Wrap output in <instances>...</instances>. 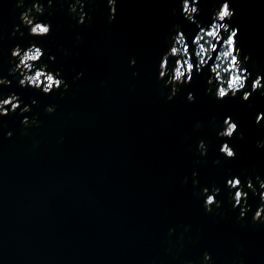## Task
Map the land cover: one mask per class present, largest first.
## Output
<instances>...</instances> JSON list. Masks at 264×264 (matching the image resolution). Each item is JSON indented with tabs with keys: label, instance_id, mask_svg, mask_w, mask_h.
<instances>
[{
	"label": "water",
	"instance_id": "1",
	"mask_svg": "<svg viewBox=\"0 0 264 264\" xmlns=\"http://www.w3.org/2000/svg\"><path fill=\"white\" fill-rule=\"evenodd\" d=\"M71 2L53 0L49 7L41 0L44 13L33 15L52 27L38 38L19 21L33 0H24L23 8L17 0H0V76L12 80L0 85V94L16 92L29 104L36 99L23 115L39 120L25 128L18 109L0 117V264H200L204 250L214 264L241 258L264 264V223L251 219L258 193L244 188L251 210L237 219L240 206L232 208L224 186L231 175L242 183L250 176L255 184L257 174L264 178V148L256 146L264 140V120L255 123L256 113L264 111L260 90L247 102L239 94L216 100L215 88L206 93V75L197 74L194 64L193 80L178 85L169 100L171 86L157 75L173 25L184 30L190 52L198 31L181 15L179 0H119L111 22L106 0H86L91 19L84 24L69 13ZM220 3L200 0L202 26L211 23ZM230 6L235 13L227 22L239 27L238 59L251 54L242 64L252 73L244 89L250 91L256 74H264V0H230ZM221 35L220 43L223 29ZM30 42L45 50L49 70H61L69 84L63 94L22 88L8 76L10 49ZM130 57L136 58L134 67ZM174 63L171 58L169 67ZM80 71L84 75L74 79ZM188 91L194 102L187 101ZM48 104L56 105L54 113L44 111ZM225 115L243 132L228 141L235 158L219 152L216 132ZM6 130L11 138L4 137ZM200 139L207 144L205 156L196 150ZM193 179L199 181L195 186ZM213 185L221 189L222 206L205 212L200 189Z\"/></svg>",
	"mask_w": 264,
	"mask_h": 264
},
{
	"label": "clouds",
	"instance_id": "2",
	"mask_svg": "<svg viewBox=\"0 0 264 264\" xmlns=\"http://www.w3.org/2000/svg\"><path fill=\"white\" fill-rule=\"evenodd\" d=\"M52 4L53 0H47L49 7ZM118 4L119 0H106L109 22L116 19ZM199 4L200 0H179L178 7L181 15L189 23L195 24L198 31L191 38L192 47L190 52V44L186 42L187 37L184 30L179 24L173 25L175 31L169 37L170 46L160 56L157 75L158 80L164 81L165 87L171 86V91L167 98L171 100L176 95L179 91L178 85L188 84L193 80L194 64L197 74L206 75V84L208 85L205 89L206 93L211 94L213 87L215 88L214 96L216 100H223L229 97V94L231 98H235L239 94L240 99L247 102L250 96L258 90H260V95L264 96V74L261 73H257L255 79L252 80L251 90H244L246 81L251 78L252 73L248 71L247 67H243L242 64H246L250 60L251 54H244L242 61L238 59L241 54V48L236 46L237 41L234 38L237 37L239 27L230 26L227 22L231 20L235 13V9L230 6V0H222L219 7L212 13L211 23L206 26H202L203 22L197 20V16L200 14ZM16 7L23 8L24 0H17ZM85 8L86 0H73L68 5L69 13L75 14L74 18L78 24H84L86 19H91ZM44 10L45 5L41 3V0H33L30 7L19 13L20 24L27 29L29 36L42 38L50 34L51 22L40 20L36 15H33V12L42 15ZM173 11L175 12L176 9H173ZM20 24L15 25L16 31H19ZM221 29L226 34V38H223L222 43H220L222 40ZM13 35H15V31ZM20 35L23 36L24 32L21 31ZM10 56L12 59L10 61L11 66L8 68V76L16 79L20 87H31L45 95L54 91H66L69 88V84L63 77L61 70L56 69L53 72L49 70L48 63L42 61V57L45 56V50L36 42H30L26 47H22L19 43L15 44L10 49ZM171 58H175V63L170 68ZM47 59L54 62L56 56L48 53ZM128 63L129 66L134 67L137 63L136 58L130 57ZM132 74L134 76L138 75L135 71ZM83 75V71L77 72L74 79H79ZM165 77L166 79H164ZM11 84L12 80L8 79L7 76H0V85L7 87ZM63 91H61V94H63ZM186 99L188 102H194L196 99L195 94L192 91H188ZM35 104H37L36 99H32L30 104L25 103L16 92H11L7 95L0 94V117L16 112L18 109V113L22 117L20 120L21 125L25 128L30 125H38L39 120L36 116L30 118L27 115H23L31 112L32 106ZM21 105L23 106L21 107ZM44 111L49 114L54 113L56 105H45ZM262 120H264V111H259L255 115V123L260 124ZM196 126L199 127L200 125L197 124ZM234 133L241 138L243 137V132H238L237 120L233 119L231 115H225L221 127L216 132V135L222 140L219 152L225 158H235L237 155L234 147L228 142ZM12 136V130L4 132L5 138H11ZM256 146L264 148V140H257ZM196 150L201 156L207 154L208 149L204 139L198 141ZM213 162L218 164L219 160ZM191 175L192 177H197L198 171L194 169ZM185 180H187V177H185ZM245 181L246 183H242L238 175H231L225 180L224 186L228 189L231 200L234 201L232 208L235 209L238 205L240 206L237 219L245 218L246 214L251 210V205L248 203L249 192L244 191L246 187L253 195L258 193L260 201L251 219L253 222L264 223V178L257 174L255 176V184L250 176L245 177ZM198 183V180H192L194 186ZM256 184H258V188ZM233 189L235 190L234 192L232 191ZM220 192V187L215 185L211 186V189L208 186L201 187L200 195L203 197L202 207L205 212H212L213 206L216 209L221 208L222 201L217 199ZM242 200L243 204L241 203ZM168 231L171 234L174 229L169 228ZM185 264H194V262L187 260ZM200 264H214L210 251H203ZM233 264H245V260L242 258L238 261L234 260Z\"/></svg>",
	"mask_w": 264,
	"mask_h": 264
}]
</instances>
